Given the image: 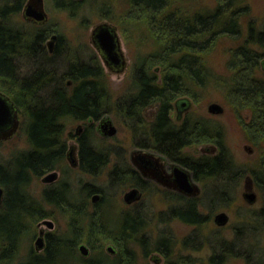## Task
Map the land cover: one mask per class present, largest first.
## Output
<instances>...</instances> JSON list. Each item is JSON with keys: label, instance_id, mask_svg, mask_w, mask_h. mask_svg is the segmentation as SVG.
Segmentation results:
<instances>
[{"label": "trees", "instance_id": "trees-1", "mask_svg": "<svg viewBox=\"0 0 264 264\" xmlns=\"http://www.w3.org/2000/svg\"><path fill=\"white\" fill-rule=\"evenodd\" d=\"M1 1L0 17L4 20L9 13L20 9L19 3L5 6L4 2L9 1ZM52 1L55 7L67 9L71 15L81 7L80 0ZM126 1L129 9L122 20L127 23L131 19L137 26L144 27L153 49L138 54L127 88L131 95L126 97L128 102L121 105L112 102L103 69L93 59L86 61L71 51L63 52L60 42L55 54L48 57L42 45L46 36L44 30L30 37L15 31L10 23L0 22V81L22 110L21 128L29 143L28 149L0 163V187L4 189L0 208V264H12L20 256L19 248L32 234L35 224L50 216L45 205L63 207L67 211L68 228L61 234H48L43 253L34 252L30 247L18 264H139L140 255L135 247L140 248L143 257L156 249L168 258V264H182V257H172V239L171 245L163 239L150 244L145 233L149 225L147 216L140 208L115 214L105 199L91 203V195L102 191L93 183L80 184V198L72 196L67 181L62 189L58 188L60 192L45 189L44 202L29 192L34 178L59 170L66 163V122L98 120L110 107L129 122L132 136H139L146 128L152 129L158 148L172 156H182L183 148L192 144L218 146V154L197 158L193 166L196 180L205 182L210 189L206 202L197 198L190 202L181 200V208L170 207L164 213L167 217L199 225L207 220L202 208L207 206L213 211L218 203L225 204L234 198L231 189L239 185L244 175L231 159L223 128L200 118H188L175 130L170 126L168 114L176 98L195 96L194 88L207 83L208 68L202 52L217 35L240 33L239 15L246 6H239L240 0H218L212 10L191 12L184 8L183 0ZM107 4L110 9L112 5ZM229 64L233 73L226 86L227 99L237 115L242 114L246 130L254 136H250L251 141L257 145L264 140V26L257 29L253 22L249 23L248 35L234 50ZM153 104L159 105L157 123L145 127L142 108ZM245 113L250 114L249 119ZM89 132L93 134L91 127ZM89 137L86 132L80 140V169L95 176L107 167L110 152L94 145ZM123 174L118 168L110 169L109 185L125 190L139 180ZM251 176L263 203L252 216L264 221V165L260 163L253 168ZM110 239L120 247L117 255H109L103 249L104 242ZM82 242L90 247V256L79 254L78 246ZM217 242L221 254L214 250L208 264H222L224 252L231 249L230 244ZM254 264L264 262L259 259Z\"/></svg>", "mask_w": 264, "mask_h": 264}, {"label": "rangeland", "instance_id": "rangeland-1", "mask_svg": "<svg viewBox=\"0 0 264 264\" xmlns=\"http://www.w3.org/2000/svg\"><path fill=\"white\" fill-rule=\"evenodd\" d=\"M80 1L81 7L74 16L71 15L67 9L55 7L52 0H45L46 11L48 12L47 26L53 29L55 33L62 35L63 52L64 50L66 52L71 51L83 60L89 61L93 59L94 62L103 66L104 75L109 86L107 87L113 94V101H115L129 87L131 69L138 54L150 52L153 49L152 41L146 36L144 27L137 26L138 24H135L131 19L128 20V24L122 20L125 19L126 11L129 9L126 0ZM1 2L0 0V3ZM107 3L112 5L110 9H108ZM217 3L218 0H183L184 8L191 12L212 10ZM239 6H246V9H243L242 13L239 15L240 33L219 34L214 38L209 47L202 52L204 62L208 68L207 73L209 78L207 83L203 86L194 88V91H197L195 96L183 95L178 98L189 102V105L181 111V118L191 114L194 118L206 120L212 126H220L223 128L231 159L235 166L243 171L244 175L239 185L231 189V194L234 197L233 200H229L225 204L221 202L218 203L213 211H209L207 206H205L206 208H202L201 212L206 215L207 220L202 224L193 226L178 220L171 223L157 221L160 214L167 217V214L164 213L167 212L166 210L170 204L164 196V192L155 191L154 186L146 189V192L142 195L141 201L131 205L127 204L124 195L131 188L128 187L122 190V188L111 187L109 185L110 165L100 174L93 176L84 173L78 167H73L69 161H66V163L61 166V169L58 170L60 174L59 178L56 182H53V186H57L56 184L63 181L69 182L70 188L73 191L72 196L75 197L76 195L77 198H80L79 190L81 183L90 182L99 186L102 190L101 195H103L105 201H109L108 204L115 214L129 209L135 211L141 206L140 209L143 212L145 211L148 220H150L145 232L151 242L150 244L155 243L158 239L172 238V257H182V262H186V264H208L214 250H216V253L221 254L219 251L220 249L217 248L219 245L217 242L218 240L224 241L226 245L227 243L231 245V249L225 251L222 256V264H254L259 259H262L264 262V221H258V217L253 218L252 216L255 214V211H258L262 207L263 203L260 195L261 193L251 176V170L253 168L258 167L260 163L264 165V140L260 141L257 145L251 141L250 136H252V133L246 130L245 123L241 118L242 114L237 115V110L229 103L226 89L233 73L229 61L232 59L234 50L244 43L248 35L249 23L253 22L257 29L263 28L264 26V0H240ZM108 10L112 12H108ZM105 22L116 27L120 38L121 47L127 62L126 67L121 73L108 71L104 65L101 53L92 40L95 27ZM9 23L16 28L27 31L31 30L33 27L32 23L28 22L23 17L22 10L13 14L9 19ZM253 47L257 50H261L259 46ZM54 54L55 52L53 55ZM0 91H4L7 94L9 92L1 81ZM9 95L11 96L10 92ZM11 100H13L12 96ZM213 103L220 104L223 107V112H210L209 106ZM21 111L22 110L18 106L20 124L17 132L9 139L0 140L1 164L8 161L11 157H15L14 155L29 148L26 133L21 128L23 123ZM246 111L247 110H245V112ZM177 115L178 111L174 109L172 116L175 118ZM245 115L246 118L249 119L250 114L245 113ZM113 116L116 126L119 129L118 133H115V136L112 135L110 139H103V137L96 132V134H94L96 144L109 150L113 155L118 153V150H121L126 155V158L129 159V153L136 149L133 143L135 139L131 136L127 121L123 119L120 120L116 115ZM175 120L179 122L182 121L181 119ZM79 124L80 122H66L64 138L68 140L67 145L73 143V141H70V138H73L70 133L76 132ZM189 150H191L190 152L196 157L206 154L214 155L219 151L213 143L196 144ZM189 150L187 151L188 153H190ZM42 177L32 180L29 192L35 199L44 202L43 192L45 188L48 187V184L42 181ZM194 186H198L201 189L197 194V199L200 202H206V195L210 193L207 184L197 181L194 183ZM251 191L256 194V201L253 203H250L245 198V193ZM45 206L50 211V216L35 224L32 234L25 238L19 248L20 258L18 257L12 264H18L21 258L23 259L26 257L30 247H33L34 252L43 253L45 242L43 248L36 249V241L41 231H43L44 234H61L67 230V211H65L63 207H57L55 205ZM223 211L228 214L229 220L225 225L221 226L215 222V216ZM49 222H51L53 226L50 227L48 224ZM239 228H242L240 232H238ZM81 244L87 245L89 248L88 256H90L91 249L88 244L82 242L79 246ZM79 246L78 252L81 254ZM109 246L114 247L115 253H111V251L108 250ZM160 246L163 248L162 244H160ZM135 248L137 255H140L138 258L139 264H168V258L160 251L152 253L158 254L162 258L161 263H158L151 257V253V256L143 257L140 248ZM103 249L109 255L114 256L118 254L120 247L116 241L110 239L104 242Z\"/></svg>", "mask_w": 264, "mask_h": 264}, {"label": "flooded vegetation", "instance_id": "flooded-vegetation-1", "mask_svg": "<svg viewBox=\"0 0 264 264\" xmlns=\"http://www.w3.org/2000/svg\"><path fill=\"white\" fill-rule=\"evenodd\" d=\"M8 1H9L8 3L4 2L5 6H18V3H19L20 9L15 13H18L22 10L23 17L28 22L32 23V26H33L32 29L28 30V31L22 30L20 28H16L14 26H13V29L15 31L21 32L22 34H25V35L30 36V37L35 36L39 30H44L46 33V36L44 37L45 39H44V42H42V45L46 50V53H45L46 56L51 57L56 50V46H57L58 42H60V43L63 42L62 35L55 33L53 29H51L47 26L48 17H47V20L45 22H37L34 19H29V18L25 17L24 10H25V7L28 3V0H20L19 2H18V0H8ZM44 6H45V0H44ZM45 11H46V6H45ZM15 13H13V14H15ZM13 14L9 13L7 20H6V18L4 20L0 17V22L1 23L3 22L5 24H9V19ZM47 16H48V12H47ZM98 51L101 53V57L103 58L104 65L108 69V71L121 73L124 70V68L126 67V65L123 67L120 64L112 63L111 60L106 59L102 50L98 49ZM99 66L103 69V72H104L103 66H101V65H99ZM1 92L6 94L11 99V96L9 94H7L4 91H1ZM110 95H111L113 103H115L116 105H121L122 103L125 104L128 102V99L126 97L128 95H131V92L129 89H127L115 101H113V94L111 93V91H110ZM178 98H176V100H175L176 102L174 101L175 103L173 102L172 108L168 114V118L171 122L170 126L172 128H174L175 130L180 129V127L183 126L186 119H188V118L193 119L194 118V116L191 114L181 118L180 113H182L181 111H183V109H185L189 105V102L185 101V100L178 99ZM12 102L15 104V106L17 107V110H18V106L15 103V101L12 100ZM174 109H177V111H178V115L175 118L172 116V112ZM158 112H159V105H157V104H153L151 106H146L145 108H142L141 117H142V120H144L145 127H148L149 124L155 125L157 123ZM111 114L116 115L120 120L123 119L121 116H118L116 114L114 107H110L107 109V111L104 113V115L102 117H100L98 120H94L93 118H91V119H89L88 123L80 121V124L78 125V127L76 129V132L70 133L71 137L73 136V138H70L71 139L70 141H73V143H71L70 145L69 144L67 145L68 140L65 139V143H66V148L64 149L65 161H69V163L73 167L80 168V164H81V154H80V152H81V141L80 140L82 139L83 135L86 134V132L88 133L89 136H91V138L89 137L88 140L91 139V141L93 142L94 145H97L95 138H94V134H96V132H98L101 135V137H103V139L104 138H108V139L112 138V136H109L107 134L108 128H106L104 126L107 120H110L112 122V124L117 129L116 133H118L119 129L116 126L114 116ZM18 117H19V115H18ZM175 119H181L182 121L179 122V121H176ZM123 120L127 121L126 119H123ZM127 124H129L128 121H127ZM90 127H91V131H93V134H91L89 132ZM132 137L135 139V140H133V143H134L136 149L132 150L129 153L130 158L129 159L126 158V155L124 154V152L117 149L119 152L116 154L114 153L116 155V160H115V155H113L112 153H109L108 154L109 155V162L107 164V166L110 165L111 169L118 168L120 171H122L124 173L123 174L124 177H133V176L138 177V179H139L138 182H136V184H134V185L133 184L130 185V188L131 189H134V188L138 189L139 199L135 200L131 203L126 202L127 204L131 205V204H134L136 202L141 201L142 195L146 192V189L148 187H151V186H154L155 191L162 192V193L164 192V196L167 198V201L170 204L168 209H170V207H172V206L174 208L180 209L182 206V204H180L181 200L186 201V202H190V201L195 200L197 198V194L200 192L201 189L197 186L198 191L194 194H190V193L186 192L185 190H182L180 188L178 182H177L176 171L178 170V171H183L184 173H187L188 177H189V181L192 184H194L195 182L198 181V180H196L194 170H193V166L195 165V160L197 158H203L206 156H215L216 154H214V155H207L206 154V155L196 157L193 155V153L190 152L191 150H189V149H191V147L196 145V144H192V145H188V146L183 148V151H182L183 155L182 156L181 155L172 156V155L168 154L167 152L160 150L158 148V146L156 144V138H155L154 132L152 129L149 130V128H146V130H143L139 134V136H137V137L132 136ZM202 144H200V145H202ZM216 147L218 148L217 145H216ZM188 150L191 154L187 152ZM180 154H181V152H180ZM113 156H114V158H113ZM53 171H56L58 173V176L54 180L46 182L48 184V187L45 189H48L51 191L55 190L56 192H60L57 190H58V188L62 189L63 183L65 181L60 182L59 184H56L57 186H53L54 185L53 182H56L57 179L59 178V175H60L58 170H53ZM47 174L48 173H46L45 175H47ZM43 177H42V181H44ZM3 200H4V194H3ZM3 200H2V202H3ZM90 200L93 204H97V203L102 202L104 200V197H103V195H101L100 192H95L91 195ZM140 207L141 206H139V208ZM175 220L181 221V222L188 224V225H193V226L195 225L192 223L184 222L178 218H169V217H166V218L158 217L157 218L158 222H170L171 223ZM146 221L148 222V224L150 223V220H148V218L146 219ZM47 235H48L47 233L44 234V232H43V238H44L45 246H46ZM171 239H167V238L163 239V242H166V243L168 242L171 245ZM163 242H162V245H163ZM157 251L159 252L160 250L153 249V250L149 251L148 257L151 256L152 253L157 252ZM151 257L158 263H161V261H162V258L158 254L157 255L152 254ZM180 261L182 264H186V262L185 263L182 262L183 261L182 259H180Z\"/></svg>", "mask_w": 264, "mask_h": 264}, {"label": "water", "instance_id": "water-1", "mask_svg": "<svg viewBox=\"0 0 264 264\" xmlns=\"http://www.w3.org/2000/svg\"><path fill=\"white\" fill-rule=\"evenodd\" d=\"M26 18L34 19L37 22H45L47 20V12L45 11L44 0H28V3L24 10ZM55 38V37H54ZM93 43L96 47L104 53L106 59L111 60L114 64H120L123 67L126 65V59L121 47L120 38L117 33L116 27L108 24H98L93 31ZM209 111L214 113L223 112V107L218 103H213L209 106ZM20 124L18 117V110L10 97L0 91V140L9 139L17 132ZM108 128V135L112 136L116 133L117 129L110 120H107L105 125ZM58 173L51 171L43 177L44 182H48L57 178ZM177 182L182 190L190 194H194L198 191V188L189 181L187 173L183 171H176ZM4 189L0 187V208L2 206ZM245 198L253 203L256 201V194L251 192L245 193ZM124 199L126 202L131 203L139 199L138 189L134 188L125 193ZM229 220V216L226 212H220L215 216V222L218 225H225ZM49 226H53L51 222ZM44 238L43 231L40 232L36 241V249L43 248ZM79 250L83 256L89 255V248L86 244H81ZM108 250L111 253H115L114 247L109 246Z\"/></svg>", "mask_w": 264, "mask_h": 264}]
</instances>
